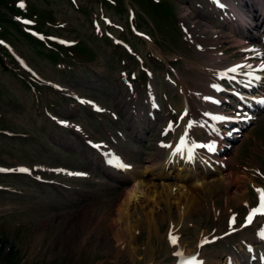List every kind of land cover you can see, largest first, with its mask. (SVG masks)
Here are the masks:
<instances>
[{
    "label": "rangeland",
    "instance_id": "1",
    "mask_svg": "<svg viewBox=\"0 0 264 264\" xmlns=\"http://www.w3.org/2000/svg\"><path fill=\"white\" fill-rule=\"evenodd\" d=\"M248 1L262 4L264 16V0ZM18 2L26 8L20 9ZM75 2L0 0L2 48L8 53L20 54L39 77L29 76L13 59L2 57L0 50L3 59L0 58V165L15 173L0 174V240L5 245L0 249V264H174L177 252L168 245L165 236L170 225L178 221L175 210L172 222H158L159 234L150 235L147 229L137 232L139 250L134 255L117 248L111 219L115 212L111 204L116 205L122 195L121 183L128 182L125 189L132 185L131 176L104 166L101 155L89 148L86 141L116 150L139 172L161 159L163 152L158 148L161 131L168 120L177 118L183 105L178 93L181 89L166 82L167 74L177 83L178 77L181 78L188 93L191 92L189 95L194 100L191 117L206 123L205 130L197 128L192 132L198 139L200 135L207 140L210 133L206 130L213 122L205 111L217 108L204 106L207 104L203 96L211 95L212 90L205 87L209 78L203 77V65L209 59L211 65L251 60L246 53L251 39L246 35L233 36L234 21L227 26V18L223 21L222 13H217L204 0ZM235 2L243 18L248 8L245 3ZM10 6L15 9L10 10ZM192 9L210 14L203 21L209 36H202L204 30L196 35L198 31L189 26L185 17ZM102 10L111 17L117 31L102 25L103 32L97 33L94 20L100 19ZM18 18L36 22L47 41L48 37L56 36L79 45L61 47L59 53L53 55L44 44H37L21 33ZM132 24L148 33L152 41H143L130 33ZM106 29L128 42L133 51L112 42ZM263 29L264 25L248 33L249 37L257 34L262 42ZM197 44L204 49H199ZM206 55L208 58L203 60ZM141 66L149 67L154 73L155 79L151 82L161 106L155 122L147 117L149 104L145 83L148 80ZM123 71L140 74L133 83L135 94L124 86ZM55 84H60L64 90H58ZM70 93L87 97L107 112L78 104ZM226 110L231 111L228 106ZM47 111L75 126H59L46 115ZM258 117L241 137L228 139L227 154L217 156V161L225 158L227 168L223 170L231 175L232 188L213 184L203 212L193 214L180 226L179 234L187 253L198 251L204 235L210 239L225 233L230 214H243L245 202L255 203L253 188L264 185L257 174L258 169L264 172V113ZM217 128L221 133L228 130L226 126ZM20 168L32 170L34 176L19 173ZM57 170H64L66 174ZM87 175L90 178H86ZM37 177L44 182H38ZM236 188L244 195L231 199L228 206L227 199L234 197ZM162 208L165 209V205ZM83 213L89 216L88 228L98 226L87 232L83 248L77 244L70 251L61 239L71 226L70 222L75 220L76 223ZM254 235V229L241 231L204 248L201 255L207 264H225L226 256L233 254L238 264H248L242 242H256ZM78 239L79 243L81 238ZM259 249L264 251V245Z\"/></svg>",
    "mask_w": 264,
    "mask_h": 264
},
{
    "label": "bare ground",
    "instance_id": "2",
    "mask_svg": "<svg viewBox=\"0 0 264 264\" xmlns=\"http://www.w3.org/2000/svg\"><path fill=\"white\" fill-rule=\"evenodd\" d=\"M238 1L241 5L245 3L248 11L244 14L243 18L242 16L240 17V8L235 4V1L227 0L230 6L228 8L230 18L235 23L232 33L236 37L240 35L249 37L248 33L258 31L264 25V19H262L264 16L261 12L262 4L249 2L248 0ZM189 13L186 14L185 18L191 29L195 27L200 30L207 29V25L203 20H207L208 15L203 10L192 9ZM231 23L228 22L227 26ZM244 30H248L247 33ZM261 34L264 35V29ZM196 35H199V33ZM210 43L213 45L214 42L211 41ZM198 45L204 49L203 45ZM207 58L208 55L202 57L203 60ZM208 61L204 63V73L207 77L226 75L227 72L223 74L224 69H226L224 66L226 65H211L208 64ZM206 67L210 68L206 70ZM209 82L210 80L208 84ZM183 93L182 96L187 99L188 95L185 94L184 89ZM189 106L190 109L194 108V105L189 104ZM182 131L183 128L179 134ZM179 134H177V140L182 137ZM169 154L173 156L174 152L172 150L164 151L162 158L156 159L154 163L152 162L151 167L144 172L134 169L125 172V174L131 176L132 185L128 189H125L123 187L128 182L121 183L122 195L115 202L116 205L111 204L115 212L111 219L114 225L113 236L117 244L116 246L119 249L125 250L128 254L134 255L139 250L136 244V234L138 231L143 232L144 229H147L150 235L159 234L158 222L160 220L172 222L171 217L174 210L177 212L178 221L171 225L170 230L183 226L184 221L190 216L203 212L207 194L210 192L213 184H218L220 187L232 188L231 175L226 174L220 166H215L214 164L215 171L213 172L198 160H195V165L192 166L190 163L179 159L174 165H169L168 161H166V157ZM87 178H90V175ZM234 192V197L227 199L228 206L231 203V199H238L244 195V193L240 192L239 188H236ZM162 205H165V209L162 208ZM88 218L87 213H83L76 223L75 220L70 222L71 226H69L61 239V242L68 250H73L77 244L79 248H83L87 240V237H85L87 232L94 230L98 226L95 224L93 229L88 228V225H86ZM76 231L78 232L77 235H75ZM79 234L81 236H78ZM78 237L81 238L79 243ZM165 237L167 238V234ZM149 248H151V244ZM194 252L195 250H191L189 253L192 254ZM146 253L149 254V250Z\"/></svg>",
    "mask_w": 264,
    "mask_h": 264
},
{
    "label": "snow or ice",
    "instance_id": "3",
    "mask_svg": "<svg viewBox=\"0 0 264 264\" xmlns=\"http://www.w3.org/2000/svg\"><path fill=\"white\" fill-rule=\"evenodd\" d=\"M21 8L24 7V4L23 3H20L19 5ZM24 23L28 24V23H31V21H23ZM61 43H64V41H61ZM237 69L236 68H232L230 69L229 71L231 72H235ZM211 150V148H210ZM19 171L21 172H27L28 169H24V168H21L19 169ZM259 193H260V206L259 208L257 209H254L253 210V214H250V216L248 217V222L251 223L252 219H253V215L255 214H259V215H264V190H257ZM177 241L175 238L172 239V243L175 244Z\"/></svg>",
    "mask_w": 264,
    "mask_h": 264
},
{
    "label": "trees",
    "instance_id": "4",
    "mask_svg": "<svg viewBox=\"0 0 264 264\" xmlns=\"http://www.w3.org/2000/svg\"><path fill=\"white\" fill-rule=\"evenodd\" d=\"M0 243H1V240H0ZM4 246H5L4 244L1 245V250L3 249Z\"/></svg>",
    "mask_w": 264,
    "mask_h": 264
}]
</instances>
